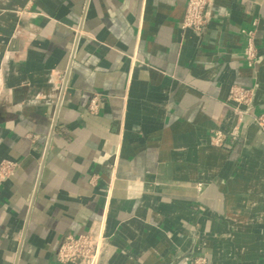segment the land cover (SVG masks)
I'll return each instance as SVG.
<instances>
[{
    "label": "crops",
    "instance_id": "1",
    "mask_svg": "<svg viewBox=\"0 0 264 264\" xmlns=\"http://www.w3.org/2000/svg\"><path fill=\"white\" fill-rule=\"evenodd\" d=\"M185 2L0 0V264L98 225L99 264H264V0H211L201 33Z\"/></svg>",
    "mask_w": 264,
    "mask_h": 264
},
{
    "label": "built area",
    "instance_id": "2",
    "mask_svg": "<svg viewBox=\"0 0 264 264\" xmlns=\"http://www.w3.org/2000/svg\"><path fill=\"white\" fill-rule=\"evenodd\" d=\"M29 3L32 0H27ZM211 6V0H186L184 14L180 21L181 28H190L196 33H201L207 21L208 12ZM246 37L243 48V58L248 67H252L257 61V48L255 46L254 31L242 30ZM227 100L232 102V110L235 113L237 123L247 113L243 106H248L252 100V88L240 85H232L229 88ZM96 99L90 100L89 109L94 111L96 108ZM255 124L264 132V112L253 117ZM227 133L215 129L211 131V143L221 146ZM228 134L232 138L238 135L237 126H234ZM14 163L9 160L0 162V179L5 178L10 172ZM200 185H198V188ZM107 236L104 233V226L98 225L90 227L85 233L80 235H67L61 241L57 251L56 259L60 263L69 264H99L101 257L106 249ZM194 264H201L203 260L196 258Z\"/></svg>",
    "mask_w": 264,
    "mask_h": 264
}]
</instances>
